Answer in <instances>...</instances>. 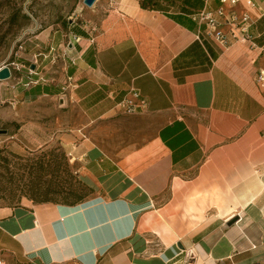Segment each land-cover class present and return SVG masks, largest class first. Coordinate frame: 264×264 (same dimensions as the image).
<instances>
[{
    "label": "crops",
    "instance_id": "obj_1",
    "mask_svg": "<svg viewBox=\"0 0 264 264\" xmlns=\"http://www.w3.org/2000/svg\"><path fill=\"white\" fill-rule=\"evenodd\" d=\"M221 6L97 0L25 41L10 64L13 101L58 100L107 120L137 92L146 106L134 115L159 127L115 155L68 131L85 199L1 208L0 264H264V0L227 7L251 21L246 41L222 26L225 45L200 22L224 21Z\"/></svg>",
    "mask_w": 264,
    "mask_h": 264
},
{
    "label": "rangeland",
    "instance_id": "obj_2",
    "mask_svg": "<svg viewBox=\"0 0 264 264\" xmlns=\"http://www.w3.org/2000/svg\"><path fill=\"white\" fill-rule=\"evenodd\" d=\"M90 11L84 0H0V69L20 64L16 55L27 39ZM17 78L19 82L21 76ZM11 82L16 81L0 82V209L87 194L77 164L64 146L68 131L84 129L115 155L125 146L152 138L159 127L157 119L119 111L107 120L91 119L82 106L58 100L18 96L13 101L5 91Z\"/></svg>",
    "mask_w": 264,
    "mask_h": 264
},
{
    "label": "built area",
    "instance_id": "obj_3",
    "mask_svg": "<svg viewBox=\"0 0 264 264\" xmlns=\"http://www.w3.org/2000/svg\"><path fill=\"white\" fill-rule=\"evenodd\" d=\"M241 0H221L222 6L217 10V16L224 19V21L218 20L213 14L202 13L200 17V22H204L207 26V33L213 37L216 41L221 44H227L229 37L225 34L221 27L225 24L233 25L235 31L231 33V37L237 41H246L247 37V27L251 21V16L249 13H244L241 17L237 15L236 12H228L227 7L232 8L236 7ZM251 7H255V4L252 1H249ZM239 31V32H236ZM4 67V66H3ZM2 68V67H1ZM256 83L258 87L264 91V51L262 54V66L259 68ZM146 102L140 98L139 93L134 92L128 98H126L119 107L122 109V112L128 115L137 114L139 111L144 109ZM190 255L187 253L184 262L188 261Z\"/></svg>",
    "mask_w": 264,
    "mask_h": 264
},
{
    "label": "trees",
    "instance_id": "obj_4",
    "mask_svg": "<svg viewBox=\"0 0 264 264\" xmlns=\"http://www.w3.org/2000/svg\"><path fill=\"white\" fill-rule=\"evenodd\" d=\"M143 8H152V4L155 2V0H141ZM86 195H76V194H67L66 197L63 198L62 201L60 202H54V203H64V204H69V203H78L81 202L85 199ZM47 201H42V203H45Z\"/></svg>",
    "mask_w": 264,
    "mask_h": 264
},
{
    "label": "water",
    "instance_id": "obj_5",
    "mask_svg": "<svg viewBox=\"0 0 264 264\" xmlns=\"http://www.w3.org/2000/svg\"><path fill=\"white\" fill-rule=\"evenodd\" d=\"M97 2V0H84V5L88 8H91L94 6V4ZM12 78V70L10 67V64L5 65L0 69V82H7ZM236 220H233L229 223V226L233 225Z\"/></svg>",
    "mask_w": 264,
    "mask_h": 264
}]
</instances>
